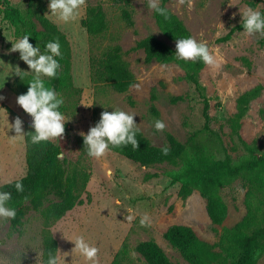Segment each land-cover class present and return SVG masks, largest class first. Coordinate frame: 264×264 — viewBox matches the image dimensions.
<instances>
[{"label": "rangeland", "instance_id": "374dc122", "mask_svg": "<svg viewBox=\"0 0 264 264\" xmlns=\"http://www.w3.org/2000/svg\"><path fill=\"white\" fill-rule=\"evenodd\" d=\"M42 1L44 15L67 38L71 53V80L76 88L81 89L75 113L61 111L68 119L63 136L50 141L60 146L67 173L79 176L84 172L88 180L84 186L78 187L76 205L49 224L32 212L27 216L21 233L17 234L11 233L9 219L0 218V264H41L42 243L46 235L55 239L58 256L62 258L69 253L64 257L65 264H77V254L73 252V260L71 255L74 245L67 240L74 233L82 234L98 249L96 264H110L123 244L130 250L128 261L145 264L133 249L139 242L148 240L159 245L172 262L187 264L166 242L164 232L172 225H185L203 241L216 243L222 228L233 226L245 214L247 188L243 180L238 178L221 190L228 216L221 226H215L209 220L205 202L197 192L186 199L178 196L179 184L171 183L170 174L179 166L160 164L143 167L112 151H107L100 158L89 157L80 133L86 134L99 120L101 112L119 108L135 113L134 122L139 132L154 146L165 145L166 135L170 134L191 151L190 138L194 136L195 145L209 158L222 159L226 153L237 160L247 152L233 133L229 120L235 113L236 99L243 92L261 85L262 91L249 103L238 133L244 141L253 144L257 156L264 153V34L248 35L242 30L235 32L225 43L216 42L242 21L241 14L249 7V2L262 12L264 0H169L166 5L183 22L190 35L205 42L218 59V67L205 64L199 74V82L209 98L211 133L203 130L201 101L193 87L183 79L184 72L174 63L146 64L143 52L133 50L137 41L149 35L175 50V42L158 30L152 16L153 9L148 7L149 0H130L128 11L132 26L122 19V6L112 0H85L76 18L67 23L48 14V0ZM7 2L22 14L27 8V0ZM97 5L105 14L107 28L102 35L89 37L80 26V20L88 7ZM19 37L0 21V95L9 94V105L12 107L16 95L7 93V89L10 90L8 85L15 75L13 72L29 71L27 74L33 76L28 66L19 59L18 52H8L11 42L15 43ZM113 46L120 47L122 58L136 80L123 94L113 92L106 85H94L89 78V57ZM44 80L47 83L51 78L44 77ZM152 94L155 95L154 101H151ZM176 96H182L183 101L171 104L170 98ZM128 101H132L133 105L130 106ZM90 103L92 105L88 106ZM151 105L157 115L150 113ZM2 108L9 117V125L16 116L31 124L28 114H16L3 105ZM2 115L0 111V121ZM155 119L164 122L163 131L154 128ZM2 124L8 125L3 122L0 127ZM14 153L16 165L10 166V158L3 157L0 185L26 173L23 153L18 147L14 148ZM145 214L148 221L146 226H142L140 220ZM79 264H85L82 257ZM257 264H264V254Z\"/></svg>", "mask_w": 264, "mask_h": 264}, {"label": "trees", "instance_id": "16d2710c", "mask_svg": "<svg viewBox=\"0 0 264 264\" xmlns=\"http://www.w3.org/2000/svg\"><path fill=\"white\" fill-rule=\"evenodd\" d=\"M122 6L121 17L123 21L132 26V20L128 8L130 0H112ZM169 0H160V6L168 10V19H164L153 10L152 16L158 30L170 41L176 38L189 36L190 33L183 22L174 15L167 7ZM255 8L253 2L248 3ZM264 12V8L262 10ZM45 5L42 0H27V8L22 14L18 9L11 7L7 0H0V21L8 29L20 36L31 34L29 42L38 45L44 50L45 42L53 38H59L62 58L57 57L60 62L59 75L51 78L46 83L54 88L62 97L63 105L60 111L69 110L73 114L77 109L78 95L81 89L76 88L71 80L70 66L71 53L66 36L45 15ZM243 20L232 27L224 36L216 40L217 43L229 41L237 31H242ZM80 26L89 37L102 35L107 23L101 6H90L86 9ZM39 27L40 29H37ZM191 36V35H190ZM133 50L143 52V61L146 64L157 62L162 64L174 63L183 72V79L188 82L201 101V115L204 121L203 130L211 133L209 125V98L199 82V74L205 64L199 60L195 63L175 58V50L149 35L135 43ZM90 82L94 85L102 84L108 86L113 92L123 94L132 87L136 80L130 71L128 64L122 58L119 46L106 49L98 55H91L88 61ZM21 78L14 75L8 87L10 91L18 96L26 92L27 82L32 75L18 72ZM262 91L261 85L243 92L237 99L235 113L230 118V125L237 140L242 145L247 155L233 160L228 154L222 159H211L190 138L188 151L185 144L177 141L172 135H166V144L170 151L167 155L161 153L164 146H154L144 137L141 132L137 133L138 148L133 149L131 145L113 147L110 151L137 163L143 167H152L160 164L179 166L170 174L171 183L179 184L178 196L186 199L194 192L205 202L206 214L215 226H221L228 216V207L221 196V190L231 185L233 181L240 178L245 187L244 216L233 226L223 227L218 234L217 242L210 244L200 239L192 228L185 225H172L163 234L164 239L187 264H257V260L264 254V153L255 154L253 144L242 139L238 131L241 120L246 115L249 103L256 99ZM182 96L170 98V103L175 104L183 101ZM155 95H151V101ZM132 106L133 102L128 101ZM67 103V105L65 104ZM24 114H26L23 111ZM150 113L157 115L153 105ZM23 131L25 145L26 173L21 179L24 185L23 192H17L13 183H5L3 190L12 193V206L16 208V217L9 219L11 233L20 234L30 213L39 215L45 224L60 219L66 212L70 211L78 202V187L84 186L88 175L82 172L69 175L65 160L61 157L62 150L59 145L48 140L38 144L30 142V133L33 131L31 124L25 123ZM82 182L81 184L79 182ZM27 197V199H25ZM42 259H46L50 251L56 254L57 243L50 235H46L42 243ZM145 264H181L172 262L164 251L155 242L148 240L139 242L133 249ZM130 250L123 244L115 253L110 264H132L128 261Z\"/></svg>", "mask_w": 264, "mask_h": 264}, {"label": "clouds", "instance_id": "9594fccd", "mask_svg": "<svg viewBox=\"0 0 264 264\" xmlns=\"http://www.w3.org/2000/svg\"><path fill=\"white\" fill-rule=\"evenodd\" d=\"M84 2L85 0H48V14L60 22L67 23L76 18ZM148 7L165 20L168 19V10L160 6V0H149ZM241 19L243 20V31L248 35L264 34V12L249 6L241 14ZM30 35H22L15 43L11 42V48L8 52H18L19 59L33 73L32 78L27 82L26 92L16 97V103L31 117L33 131L28 132L30 133V142L38 144L50 139L61 138L68 119L60 111V107L64 103L63 97L54 88L47 86L44 80V77L56 78L59 75L58 70L61 65L57 57L62 58L63 55L59 38H53L45 42L44 50L42 51L37 44L33 46L29 42ZM174 54L177 60L191 61L193 63L199 60L213 68L219 66L218 59L209 51L208 45L190 35L176 38ZM15 68L19 69V67ZM23 72L27 73L29 71ZM13 73L21 78L20 73ZM3 99L4 97L0 95V100ZM91 105L92 103L88 104V106ZM134 115L135 113H129L119 108H114L110 112H101L99 120L94 126H91L86 134L80 133L87 155L100 158L113 147L131 145L133 149L138 148L137 133L139 128L137 123L134 122ZM23 123L19 116L14 117L10 125L8 123L15 133V135L9 136L12 140L23 139L25 135ZM154 128L158 131H163L165 124L162 120L155 119ZM169 151L170 148L167 145L161 148L163 155H167ZM21 179H16L13 184L18 193L24 191ZM7 183L13 182L8 181ZM11 201L12 193L3 190L2 186H0V218L13 219L16 217V208L12 206ZM147 221L148 216L145 214L141 218L140 224L146 226ZM67 240L74 245L71 249L72 260L73 252H75L77 254V264H79L80 257L83 258L85 264H89V262L90 264H96L98 249L93 244H90L82 234L74 233L72 238ZM67 255L61 258L50 251L47 258L42 259L41 264H65L64 257Z\"/></svg>", "mask_w": 264, "mask_h": 264}, {"label": "crops", "instance_id": "0c3cea01", "mask_svg": "<svg viewBox=\"0 0 264 264\" xmlns=\"http://www.w3.org/2000/svg\"><path fill=\"white\" fill-rule=\"evenodd\" d=\"M7 93H12L10 90L7 89ZM13 94V93H12ZM7 96H3L4 99L0 100V111L3 114L1 117L3 118L2 121H0V123L5 122L6 125L9 123L8 120V115L5 114L4 109L2 108L3 106H6L9 110H11L12 112L16 113V114H22L23 113V109L20 108V106L16 103V101H14V105L13 107L9 105V100L11 99L9 94H6ZM17 97V96H15ZM7 118V119H6ZM8 120V122H7ZM24 124L23 123V128H24ZM29 124V123H28ZM9 125L5 126V124H2V126L0 127V164L3 163V157L4 158H10V163L9 165L12 166L14 163L16 165L15 161V153H14V148L18 147L21 152L23 153V157H25V145H24V138L23 139H19L17 138L16 140H12L9 136L15 135L14 131L9 127ZM2 132V134H1ZM7 153V154H6ZM13 168V167H12Z\"/></svg>", "mask_w": 264, "mask_h": 264}]
</instances>
